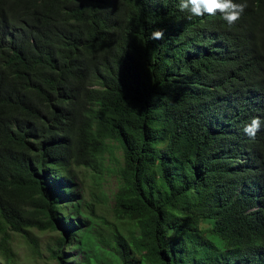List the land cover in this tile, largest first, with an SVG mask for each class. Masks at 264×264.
Wrapping results in <instances>:
<instances>
[{
	"label": "trees",
	"instance_id": "obj_1",
	"mask_svg": "<svg viewBox=\"0 0 264 264\" xmlns=\"http://www.w3.org/2000/svg\"><path fill=\"white\" fill-rule=\"evenodd\" d=\"M179 3L0 0V264L32 228L55 264H264V0ZM115 145L109 220L72 169Z\"/></svg>",
	"mask_w": 264,
	"mask_h": 264
},
{
	"label": "rangeland",
	"instance_id": "obj_2",
	"mask_svg": "<svg viewBox=\"0 0 264 264\" xmlns=\"http://www.w3.org/2000/svg\"><path fill=\"white\" fill-rule=\"evenodd\" d=\"M122 163L121 149L115 145L110 151L103 152L97 159L94 168L74 167L73 172L78 176L76 182L79 184L81 196L87 202H93L96 213L104 215L112 220V196L116 190L119 179L117 168ZM206 227L205 223L201 224ZM32 235L37 239L41 255L33 254L30 247L23 241L21 236L12 235V249L15 252L16 264H55L49 257L48 248L54 245L55 231L39 232L32 228Z\"/></svg>",
	"mask_w": 264,
	"mask_h": 264
},
{
	"label": "clouds",
	"instance_id": "obj_3",
	"mask_svg": "<svg viewBox=\"0 0 264 264\" xmlns=\"http://www.w3.org/2000/svg\"><path fill=\"white\" fill-rule=\"evenodd\" d=\"M248 7L247 0L241 3H236L234 0H180L179 8L181 11H188L192 16H215L219 13L222 19L229 27L241 18V15ZM151 40H163L164 31L162 29H154L151 33ZM262 123L260 117H252L250 122L243 127L244 133L250 137L255 138L257 132L260 131Z\"/></svg>",
	"mask_w": 264,
	"mask_h": 264
}]
</instances>
